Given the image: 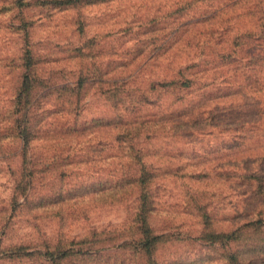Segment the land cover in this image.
<instances>
[{"label":"rangeland","instance_id":"1","mask_svg":"<svg viewBox=\"0 0 264 264\" xmlns=\"http://www.w3.org/2000/svg\"><path fill=\"white\" fill-rule=\"evenodd\" d=\"M263 7L0 0V264L42 262L9 257L16 244L94 231L139 239L138 213L158 235L150 254L128 247L68 264H264ZM28 75V91L47 82L53 97L33 103L42 140L25 169L11 131ZM49 116L74 119L68 137L41 127ZM130 166L146 170L138 187ZM113 170L119 181L106 183ZM27 173L39 190H68L60 212L74 219L19 200Z\"/></svg>","mask_w":264,"mask_h":264},{"label":"trees","instance_id":"2","mask_svg":"<svg viewBox=\"0 0 264 264\" xmlns=\"http://www.w3.org/2000/svg\"><path fill=\"white\" fill-rule=\"evenodd\" d=\"M70 2V1H68ZM36 74V73H35ZM43 76V75H42ZM27 80H24L22 83L23 85L20 87L19 93H24L28 91ZM187 79L186 84L190 88L191 79L185 77ZM67 88V87H65ZM62 88V89H65ZM53 89V85L49 83L39 84L35 89L31 87L28 91V99L26 105H22L19 109L18 116L14 122V128L11 131V138L16 146V150L12 152H17L20 162L25 165V169L29 167L30 162L34 161L33 153L34 149L32 146L36 141L42 140V138L38 137L34 134L33 131V123L35 121L34 116V105L36 103L35 98L41 97L42 99L52 100V93L50 90ZM263 91H264V7H263ZM74 119L72 118H52V117H44L41 121V127L49 128V131H56L57 128L63 131L62 134L65 137H68L72 128L75 126ZM117 138V137H116ZM44 139V137H43ZM117 141V140H116ZM52 149V148H51ZM50 150V149H49ZM56 152V149H53L49 154H53ZM65 152V151H61ZM70 153V149L66 151ZM34 154V153H33ZM48 161H55V155H49L46 158ZM45 159V160H46ZM123 168L119 169V173H122ZM128 174L126 177H131L136 181V186L140 183L143 178L148 177L146 170L139 169L136 167H128L127 171L125 172ZM111 177L107 178L106 183L117 182L119 178L114 177L118 175L116 170L111 171ZM30 177V173H27L24 178L22 176V182L25 185L19 184L17 186V190L21 191V195H19V200L23 199L25 204H29L31 209L33 210H53L58 211L57 219L61 222H68V219H74L72 213L65 215L64 213L60 212L62 210L61 206L66 205L68 201L70 192L63 187L59 186H50L43 190H39L38 188L34 187L33 181L28 180ZM102 176H97L96 178L92 179L93 183L97 185H102L101 180ZM86 181V179H84ZM144 181V180H143ZM88 182H91L88 181ZM84 184V183H82ZM152 184V183H151ZM151 187L150 183L148 184L147 188ZM17 200L18 197H14ZM32 201V202H30ZM148 217L143 215L142 213H138L135 216V220L137 222L134 226H138L139 231V239L133 238V235L130 237L121 236H113L111 238L104 239L102 238V233L98 231H94V233L89 234L88 236L92 237V240H102V243H97V245L86 247L83 242L85 239H88V236L83 238V240H77L76 238L73 239H57L58 241H45L41 246L33 245V243H27L26 245H15L13 249L10 251L9 257L11 258H23V257H31L34 261L36 258H41L42 262L40 264H68L69 261L79 260L85 261L86 259H99L102 260L103 258L107 257L109 253H117L124 248L130 247L132 250H137L139 246H142L145 253L150 254L152 252V243L158 241V235H153L152 230L150 228L149 222H147ZM55 234L56 231L54 232ZM57 236V235H56ZM98 242V241H97ZM107 244V245H105Z\"/></svg>","mask_w":264,"mask_h":264}]
</instances>
